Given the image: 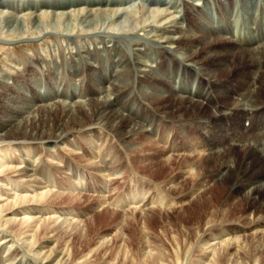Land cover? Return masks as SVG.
I'll list each match as a JSON object with an SVG mask.
<instances>
[{
  "label": "bare ground",
  "instance_id": "bare-ground-1",
  "mask_svg": "<svg viewBox=\"0 0 264 264\" xmlns=\"http://www.w3.org/2000/svg\"><path fill=\"white\" fill-rule=\"evenodd\" d=\"M137 1L141 8L135 9V14L130 18L134 21L131 22L126 19L130 16L129 12H126L129 3L124 0H0V57H4L1 64L5 68L0 74V142H6L0 148V169L9 170L12 164L20 166L16 171V177L20 181H17L18 184L27 188L34 186L35 189H30L32 192H37H34L33 201L40 203L50 192L45 191V187L49 190L54 188L55 181H52L51 175L46 171L44 162L32 164L34 161L29 160L31 152L29 148H25L28 141L32 143V141L48 140L46 145L49 147L48 150H51L54 146L49 145L64 141L63 138L68 134L83 130L86 132L87 127L92 125H101L118 141L125 143L136 133L141 135L140 140H145L146 144L152 146L161 142L167 143L168 139V145L165 147L167 150L161 152L165 159L164 165H172L171 153H165L168 150L174 152L182 148L181 152L185 159L180 161L182 167L180 178H184L183 175L189 177L180 183L177 181L179 187L183 189L182 196L180 195L179 199L175 196L172 198L169 188L167 190L150 182V185H145L146 181L138 183L141 181L140 177L129 175L127 182L129 185L120 193L121 196L118 195L115 201L112 200L111 205L116 208L130 207L131 212H135V209L143 211L148 205L168 210L183 206L185 218L181 219L182 223L179 225L182 229L175 228L174 236L170 239L172 253L166 255L157 249L158 247H153L154 253L146 251V245H151V241L141 229L142 239L138 238L146 239V242L139 243L141 246L139 245L134 253L139 257L141 264H183L184 262L198 264L199 258L205 256L204 250L202 252L201 250L210 244L209 239H205L207 235H216L222 230L210 226L214 221L223 222L230 217L240 219L246 213L252 214L255 220H251V233L248 237H242V243L250 238L252 241L256 240L258 234L264 232L261 227L262 222H256L264 217V205H262L264 201V8L255 3L259 0L246 1L248 4L245 6L251 9L249 18L246 20L240 18L238 28H232L230 16L222 15L223 6H219L221 15L217 18L215 9L211 5L212 0H203L205 7L198 0H182V6L188 16V25L183 27L180 22L177 23L179 15L170 13L166 8H153L147 18L140 17L139 15L142 16L145 10L143 4L145 5L149 0H136L135 3ZM213 1L231 3L232 0ZM212 11L216 17L215 28ZM240 16L244 17L242 13ZM105 23L108 31L101 32L100 29ZM116 25L123 31L128 28L129 32L130 29L134 31V26L138 28L136 33H128V35H136L129 40L130 53H126L119 42L112 39L114 37H106L105 33L112 34L110 31L114 30L112 28ZM83 31L84 33H79ZM88 31L95 32L86 33ZM99 34L101 36H98ZM51 38L56 42H61L59 39L64 38L68 44L71 42L75 44L76 49L73 52L69 51L65 62L74 68L71 77L82 82L81 93L85 100L76 99L77 101L67 103L63 99H44L36 89L32 66L24 62L22 57L21 60H14L15 57L10 55V53H21L18 50L19 44L34 45L33 42H49L47 39ZM79 44L80 46H77ZM33 59L47 65L49 81L57 77V72L50 69V60L47 61L42 55V49H39V53H36ZM208 63H214L215 66L211 67ZM20 64L22 71L19 72L17 70ZM11 70L16 72L13 73ZM231 71L236 72L235 76L227 77L226 74ZM135 79L139 82V85L137 84L139 93L136 94L130 90ZM143 87L149 91L143 90ZM21 88L24 90L22 91ZM24 91L28 92L29 96ZM129 92L135 97L134 105L132 104L131 107H129L131 104L127 103L130 98ZM55 97L54 91L53 98ZM159 102H163L171 109L157 116L161 117L158 119L157 113L153 111L162 107ZM145 108L153 109V116L149 117ZM141 110L144 113H140ZM34 112L40 115L39 123L44 128L48 125L50 132L42 131L40 127L41 131L38 129L37 133H34L35 124L31 123L32 132H27L31 126L27 123L26 117H30L28 114ZM47 113L57 115L58 123L54 124L50 119L47 120L48 122L45 121L44 114ZM176 113H180L181 116L178 117ZM168 115L174 117L172 120L177 119V125H168L167 118H170ZM185 116L188 118L185 119ZM66 117H69L70 121L65 122ZM21 119L23 121L20 124L18 120ZM223 120L225 121L222 122ZM228 120L231 123L230 128L226 125ZM245 120L249 121L247 127L243 125ZM124 122L125 128H122ZM153 129L158 131L159 135L156 138L158 142L151 136ZM181 134H184L183 138L187 139L188 143L183 142L184 145H180ZM59 145H62V142ZM99 149L95 150L96 153ZM15 151L20 154L17 158L12 157ZM32 151L34 153V149ZM105 153V157H110V161L107 163L100 161L99 164L93 163L85 167L86 170L101 175V179L103 177L104 180L98 179L95 182L91 180L92 186L96 184L95 190L100 194L105 190L106 178L113 177L116 171L114 164L117 162L120 165L124 159L122 154H118L113 148H108ZM63 157L61 160L67 165L56 171L68 173L67 167L71 168L68 178L82 186L84 176L80 168L73 165L70 167L68 160ZM130 172L135 173L131 168ZM206 180L212 181L211 189L204 187L203 183ZM12 183L10 187H13ZM18 184L15 183L16 187L10 190L25 192V189ZM24 196L17 198L14 204L24 203L27 200ZM100 200L99 206L106 203L104 196ZM218 207L220 208L216 210ZM33 210L35 213L40 212L35 208ZM29 213L31 212L27 211L24 214ZM133 214L131 213L130 218ZM197 214L198 219L195 217ZM238 215L240 218H237ZM29 218L25 216L21 223L29 224ZM215 218L219 220H214ZM33 227L38 229L36 225ZM237 229L235 227V231ZM201 231H206L207 235L202 236ZM102 236L99 235L100 238ZM259 238H262L260 242H264V235ZM5 239L3 236L0 237V241L4 242ZM237 239V236L224 237L218 240L220 244L218 248L214 249L210 246V250L216 256L214 258V254L212 255L209 264L224 262L238 264L237 258L243 264H247V261L249 264H264V248L261 252L258 250L256 254V249L253 247L257 244L251 241L250 244L246 243L243 246L242 243L237 242ZM9 242L11 243L12 240L6 243ZM10 247L12 244L7 245L6 249ZM43 247L35 253L38 264L43 261V264L65 262L62 251L53 254V249L46 251L44 250L46 246ZM3 248H0V252ZM194 248L198 254L196 255L198 261L192 259V255H195L192 254ZM126 255L128 254L123 249L119 251L117 249L110 259L121 256V259L125 260ZM230 256H233L235 261L230 262L228 259Z\"/></svg>",
  "mask_w": 264,
  "mask_h": 264
},
{
  "label": "rangeland",
  "instance_id": "rangeland-1",
  "mask_svg": "<svg viewBox=\"0 0 264 264\" xmlns=\"http://www.w3.org/2000/svg\"><path fill=\"white\" fill-rule=\"evenodd\" d=\"M124 1L127 2V0ZM135 1L131 0L130 2H127L129 3L128 4L129 9H127L126 12H129L130 14V16L126 18L128 20H130V18L133 17V15L135 14L134 11L136 8H141V5L137 4L138 1L136 3ZM181 1L182 0H149L147 3H145V5L143 4L145 10L142 13L143 15L142 16L139 15V16L145 19L148 17L149 11H153V8H157V9L166 8L170 11V13L173 14L175 13L174 15L177 16L179 15L177 19L178 20L177 23L180 22V24H182L183 27H187L188 16L186 10L182 6ZM198 1H200L201 5L205 7L203 4L204 3L203 0H198ZM246 1L249 0H232L231 3H229L228 1L227 2L222 1V3L219 2L216 3L212 0L211 5L215 9V14L217 15V18H219L220 17L219 15H221L220 14L221 12H219V9L221 8L219 6H223L224 10L222 12L223 13L222 15L227 17L230 16L232 22L231 25L233 27V25L236 22H240L239 21L240 18L244 20L249 18V13L251 12V9L246 7L248 4V2ZM259 1L255 3H257L259 7L261 6L264 8V0H259ZM227 3L228 5H226ZM239 8H240V13H239ZM241 13L243 14L244 17L240 16ZM211 15H212V20L214 21L213 26L215 28L217 27L215 24L216 17L213 11L211 12ZM130 21L133 22L134 20H130ZM189 22L191 21L189 20ZM243 23L244 22H242V24ZM117 25L112 28L114 30L110 31L112 34L105 33L107 36L105 34H102V36H106L107 38L114 37L112 39L117 40L126 53H130L129 50L131 49L130 48L131 44L129 40H131L133 36L136 37V35L135 34L128 35V33L130 32L136 33L138 28H135L134 26L133 27L134 31L130 29L129 32L128 28L124 29L123 31ZM106 26L107 23H105V25L100 29V31L101 32L103 30L104 32L108 31V29L105 28ZM113 31L120 34L114 33ZM93 32L88 31L86 33H93ZM79 33H84V31ZM139 34H143V32L141 33L139 32ZM74 36H76V34ZM98 36H101V34H99ZM51 39H47V41L49 42H41V43L40 41L33 42L34 45H28L30 43L19 44L18 50H20L21 53L20 54L10 53V55L11 57H15L13 58L14 60L16 59L21 60L22 57L24 62H27L32 66V73L34 74L33 78L34 80H36V84H37L36 89L39 90L41 97H43L44 99L46 98L47 99L51 98L52 100L63 99L67 103L68 102L72 103L73 101H77V100L82 101L83 99L85 100V98L82 97L83 94L81 93L82 82L79 79L74 80V78L71 77L73 75L74 68L71 64H67V62H65L67 60V57L69 56L68 55L69 51L73 52L76 49L75 44L72 42L68 44L64 38H60V39L56 38L59 39L61 42L58 41L56 42L55 40H53V38ZM84 40L85 38L81 41L84 42ZM77 46H80V44ZM39 49H42V55L45 56V59L50 60L51 63L50 69L57 72V77L54 80L53 78L52 80L50 79V81L48 80V78L50 77L48 76L49 73L47 72L48 71V68L46 67L47 65L41 62H37L33 59L34 55L36 53H39ZM33 51H36V53ZM2 60H4V57H0V74L5 71L4 70L5 68L1 64ZM208 65L211 67L215 66L214 63L213 64L208 63ZM18 67L20 70L18 69L17 71L19 72L22 71L21 64L18 65ZM14 71L16 72V70H11V72L13 73ZM235 73L236 72L231 71L228 72L226 76L234 77ZM8 81L11 82V80L9 79ZM137 84L139 85V82L135 79L133 81L132 88L130 89L131 91L134 92V94L139 93L137 90ZM79 88L80 90L78 91ZM21 89L22 91L24 90V88ZM143 90L147 92L149 91L147 88L144 87ZM54 91L56 95L55 98H53ZM24 92L29 96L28 92L26 91ZM60 93L63 95H61ZM129 93H130L129 95L130 98L129 96H127V98H129L127 103L129 105L131 104L129 106L131 107L134 105L135 97L134 94H131V92ZM160 104L162 107L155 111H153V109L151 108H150L151 110L150 109L148 110L147 108H145L144 110H146V113H149L147 114L149 117L153 116L154 113L152 114V111L155 112V114L157 113L156 117L170 111L171 108L169 106H167L163 102H159V105ZM139 112L144 113V111L142 110ZM37 114H38L37 112L28 114L30 117L25 115L27 116L26 117L27 123L29 124V126H31V129L28 128L30 130H27V132H32V125H30V123L35 124L34 133H37L36 131L40 127L42 131L48 130L50 132V128L48 125L47 127L45 126L44 128V126L39 123L40 115ZM76 115L77 114H75V116ZM176 115L178 117L181 116L180 113L178 114L176 113ZM56 116L57 115L47 113L44 114L45 117L44 120L47 121L48 119H50L54 124H57L58 121L56 120H58V118H56ZM82 116L83 115H81V117ZM168 116L170 117L167 118V120L169 119L170 121V122L168 121V125L169 126L177 125L176 123L177 119L172 120L174 117L172 115L171 116L168 115ZM157 118L159 119L161 117H157ZM184 118L187 119L188 117L185 116ZM64 120L65 122L70 121L69 117H66ZM18 121H20L21 124L23 119ZM224 121L225 120H223L222 122ZM230 124H231L230 120H228L226 123L227 128H230ZM94 126L92 125L93 128L91 126L87 127L88 129L86 132L85 130H83L72 134H68L66 137L63 138L64 141L60 140L62 142V145H59L61 142L58 144L49 145L52 147L54 146L53 148H51V150H48L49 147H47L46 145L48 140L32 141L33 144L31 143V141H28L29 143L25 144V148L26 147L29 148V152H31L29 160H31L32 162L34 161L32 164H37V162L40 161L44 162L46 171L51 175L52 181H55L54 188L50 190L47 187H45L46 189L43 188L45 189V191H50L48 192L47 198L43 200V202L39 203L33 201V196L35 191L32 192L30 189H35L34 186L27 188V187H23V185L21 184H18L17 181H19L18 180L19 178L16 177L17 175L16 171L20 168V166L12 164L9 170L7 169L1 171L0 169V192H1L0 193V237L3 236L6 238L4 242L3 240L0 241V248H3L7 244L6 243L7 241L12 240L11 243L9 242L7 244L9 246L12 244V247H10L7 250L6 249L7 245H6L3 248V250L0 252V264H38V261H36L38 260V257L37 255H35V253L39 251L43 246H46L45 247L46 249H44L46 251L47 249L48 250L53 249V254L62 251L64 258L63 260L65 261L63 264H104L105 262L108 264H141L140 261L138 260L139 257H137V255H135L134 253L135 250L139 247V245L141 246V244L139 243H141L142 241L146 242V239L140 240V238L142 237V235L140 234L141 232H143L146 238L151 241V245L150 244L146 245L145 248L146 251L150 253H154L155 250L153 247L155 248L158 247L157 249H160V251H162V253H165L166 255L170 252L172 253L170 239H172V237L174 236V230H176L177 228H179V230L182 229L181 226L179 227V225L182 223L181 219L185 218V212L182 209L183 206L179 204L181 208H179V206H176V208L174 207L172 209H169L170 210L169 211L167 208L163 209V207H152L153 205L152 206L148 205V207L143 211L142 210L138 211L135 209V212H131L130 207L116 208L111 204L113 203V201L116 200V197H118V195L121 196L120 193L126 190L127 185H129V183H127L129 175H135L140 177L139 180L141 181H138V183L140 182L145 183L146 181L147 183H145V185L149 184L150 182V184L153 185L157 184L158 186H162L164 189L167 190L169 188L168 191L170 193L172 192L171 193V195H173L172 198L175 196L179 199L180 195L184 193L183 189L179 187L180 185L179 183L183 181L185 178L187 180L189 177V176L185 177L183 175L184 178H180V175L182 176L181 160H185L183 159L184 158L183 152H181L182 148H179L177 151L174 152L172 151L168 152L169 150L165 152L169 154L171 153L170 162L172 163V165L167 164V166H165L164 165L165 159L161 155V152L167 150L165 149V146L167 147L168 143L163 144V142H161L162 139H160L161 143L152 146L146 144L145 140L143 141L140 140L139 138L141 137V135H139V133H136L135 136H132L131 138L127 139L125 143L122 141L121 142L118 141L115 136H112L111 132H109L105 128H102L101 125L99 126L94 125ZM122 128H125V122L122 123ZM41 130L39 129L38 131ZM181 135L182 136H180V139L178 138L180 140L179 142H181L180 145L181 144L184 145L183 142H185V144L188 143V140L183 138L184 134ZM191 140H194V138H191ZM154 141H156V139H154ZM4 143L6 142L4 141L0 142V148L4 146L3 145ZM10 143L12 144V141ZM7 144H9V142ZM14 144H16V142H14ZM31 148L34 149V153H32L33 151ZM99 148L101 149V151ZM108 148H113L118 152V154H122L124 159L122 160L120 165H118L117 162L116 164H114L113 167L116 166V171H114L113 177H107L108 179L106 178L105 188H104L105 190L102 194H100L95 190L96 184H93L92 186L91 180H94V182L95 180L98 181V179L104 180L103 177L101 179L100 177L101 175L96 174L93 171H88L86 170L85 167L86 166L89 167V164H93V163L99 164L100 161H103L104 163L110 161V157H105L106 154L105 152ZM96 149H99L97 153L95 151ZM19 155L20 154H18L17 151H15L12 154V157L17 158L19 157ZM62 157L68 160V165L70 167L73 165L76 167L78 166L80 168L84 176L83 177L84 181L82 186L75 182H72L70 180V177L68 178V176H70L69 169L71 168L67 167L69 174L61 173V172L59 173V171H56V169L61 170L65 168L64 165H67L64 162V160H61ZM128 161H130L129 164ZM130 168L132 170L134 169V172L136 174L135 173L132 174L130 172ZM175 174L176 175L178 174V176H176ZM177 181H179V183ZM10 183H12L13 187L15 186L14 185L15 183L18 184L21 188L23 187V189H25V192H18V191L14 192L13 190H10L13 189V187H10L11 186ZM171 185H173V187ZM203 185L204 187H206V189H211L210 187L212 185V181L206 180L205 183H203ZM189 187L192 188L191 186ZM200 191H198V193ZM198 193L196 192V194ZM20 194H22L23 196L25 195L24 197L27 200L24 201V203L22 204L20 203L18 205H15L14 201L17 200V198H19L20 196H22ZM103 196L106 199V203H104L105 205L103 204L99 206L98 202H101L100 199ZM262 205H264V201ZM34 208L40 212L35 213V211L33 210ZM219 208L220 207L216 208V210H218ZM27 211L31 212L29 213L30 215L24 214ZM131 213H134L133 214L134 218L133 217L130 218ZM99 214H101V216ZM149 215L151 218L149 217ZM242 215L243 214H241V216ZM25 216L30 217L28 219L29 224L21 223L24 220ZM252 216H253L252 214L246 213L241 218L240 215H238L237 218L240 219H235L234 217H230L229 219L223 222L214 221L215 223L213 222L210 226L217 227L222 230L216 233V235L215 234L207 235L206 231L203 232L201 231L202 233L201 235L202 236L207 235V237L204 238L209 239L210 241V244L206 245L201 250V252L204 250L203 253L205 254L206 257L204 256L201 259L199 258L198 261V259L196 258V255L198 256V254L195 251L196 248H194V253L192 254L195 255H192V259H196L198 261L197 262L198 264H209L212 261V259H210L212 255L214 254L213 256L214 258L216 256L215 253H213L210 250L211 249L210 246L213 247L214 249L218 248V246L220 245L219 241L224 237L234 238L235 236H237L238 237L237 242L242 243L243 241L242 237L245 236L248 237L249 234L251 233L250 230V227L252 225L251 220L252 219L253 221L255 220V217ZM195 217L196 219H198V214ZM242 218H245V220H242ZM263 218L264 217H261L256 221L257 223L262 222L261 225L262 231H264ZM216 219L217 218H215L214 220ZM7 221L9 223H7ZM245 221L246 223L247 222L250 223L245 224L244 223ZM35 225L38 228L37 230L36 227L35 228L33 227ZM171 225L173 226L175 225L176 227L175 226L173 227ZM235 227L238 228L236 231H235ZM104 230H106L105 234L103 233ZM99 235H103V236L100 238ZM261 235H264V232L262 233L260 232V234H258V238L256 237L257 238L256 240L252 241L250 238L247 241L243 242L242 245L244 246L246 243L250 244L252 241V243L257 244L256 246L252 244L254 246L253 248L256 249L255 250L256 254L258 250L261 252L264 248L263 245L264 242L263 241H262L263 243L260 242L262 238H259ZM258 239L260 240L258 241ZM15 249L16 252H14ZM117 249L118 251L123 249L128 254L126 255L127 258L125 260L121 259L122 258L121 256L120 257L118 256L117 259H110L112 257V254L115 253ZM228 259L230 262L235 261V258L233 256H230ZM238 259L239 258H237V263L243 264ZM43 263L44 261L39 264H43ZM246 263L249 264L248 261ZM183 264H185V262ZM223 264H225V262Z\"/></svg>",
  "mask_w": 264,
  "mask_h": 264
}]
</instances>
